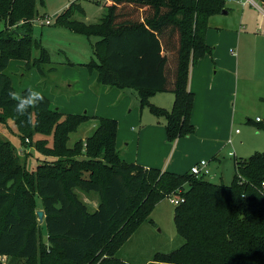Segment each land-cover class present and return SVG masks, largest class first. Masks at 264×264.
Masks as SVG:
<instances>
[{"label":"trees","instance_id":"trees-1","mask_svg":"<svg viewBox=\"0 0 264 264\" xmlns=\"http://www.w3.org/2000/svg\"><path fill=\"white\" fill-rule=\"evenodd\" d=\"M37 1L0 0L5 23L0 31V114L15 111L8 93L16 90L6 73L12 60L42 75L47 74L44 64H54L42 39L33 36ZM227 1L108 0L96 24L71 20L69 11L58 22L89 38L96 59L88 66L105 86L137 91L144 106L156 93L174 94L171 111L150 107L166 118L168 139L175 141L196 132L190 70L212 53L209 21L229 10ZM44 98V104L30 110V122L23 116L17 124L31 136L52 135L51 153L43 155L52 159L31 170L11 141L0 136V257L9 258L7 264H129L116 256L117 250L172 194L184 198L176 205L174 220L186 242L170 253H158L150 264H264V153L234 155L230 185L191 172L146 167L121 155L115 119L94 117L92 133L70 147V135L92 117L64 114ZM78 190L99 194L95 211ZM40 209L45 212L42 223Z\"/></svg>","mask_w":264,"mask_h":264},{"label":"rangeland","instance_id":"rangeland-1","mask_svg":"<svg viewBox=\"0 0 264 264\" xmlns=\"http://www.w3.org/2000/svg\"><path fill=\"white\" fill-rule=\"evenodd\" d=\"M107 1L38 0L39 16L34 21L33 36L42 39L54 64H44L47 74L42 75L37 69L24 68V62L12 60L6 73L12 78L16 92L23 94L25 89L34 88L50 99L53 108L64 114H88L92 117L70 135V147H74L78 140H85L92 133L94 117L115 119L119 128L117 148L127 162L185 174L190 172L191 164L204 159L210 162L214 171L207 176L210 182L232 184L235 176V154L238 158H247L255 153H264V40L257 29L248 27L247 30L229 34L224 32L229 41L221 47L218 43V46L213 44L219 42L218 40L209 38L207 42L212 47V53L209 54L211 70L204 78L213 79L216 76V79L222 81L223 90L218 91L219 86H216L213 91L212 87L206 85L204 92L196 94L195 106L197 111L200 109V115L197 118L198 123L194 122L195 134L169 141L166 118L153 113L150 103L171 111L174 94L156 93L150 98V103L144 106L137 91L105 86L100 81L98 72L91 71L88 66L96 59L89 38L61 27L58 22V16L69 11L71 20L96 24L106 12ZM70 4L73 5L70 7ZM251 11L255 15L256 12L249 10ZM45 19H51L52 23L44 24ZM260 25L264 27V18ZM4 28L5 23L0 19V31ZM212 31H215L217 37L223 35L218 29ZM232 35L237 42L231 41ZM240 36L242 44L238 46L241 48L237 46ZM224 46L226 51L222 49ZM232 50L237 53L236 56L231 54ZM37 53L34 52L35 55ZM219 53L221 61L217 58ZM232 63L236 66L235 71ZM54 66L56 70H51ZM209 98L213 99L214 104L211 109H206L204 105ZM204 113L212 114L214 123L219 122L218 125L209 124L208 118L203 116ZM0 116L1 138L11 141L29 169H36L41 161L52 159L43 156L51 153L48 148L54 145L52 135L34 133L31 136L30 130L20 129L17 117L20 119L21 116L15 111H1ZM232 152L234 155L230 154ZM78 192L89 210L95 211L100 202L99 194L80 190ZM174 198L178 196L172 194L161 200L144 217L134 234L119 247L117 257L129 264H150L158 253H170L185 244L186 241L178 233L174 220L177 207ZM36 203L38 207L42 205L40 196L36 198ZM41 231L45 240L46 226H41ZM8 260L9 258L0 257L2 264H7Z\"/></svg>","mask_w":264,"mask_h":264},{"label":"crops","instance_id":"crops-1","mask_svg":"<svg viewBox=\"0 0 264 264\" xmlns=\"http://www.w3.org/2000/svg\"><path fill=\"white\" fill-rule=\"evenodd\" d=\"M256 1L260 2V0H256ZM251 6H253L255 9L251 8ZM227 7L229 9L227 13L217 14V15L210 18L209 29L207 32V41L211 37L213 41H215V40L219 41L216 43L213 42V44H215L216 46H218V44H220V47H221L222 45L227 43V41H229V39L226 37L227 34L224 32H227L229 34V32H236L239 30H241V31L247 30L248 27L256 28L258 34H260V36L264 40V35L262 34L264 27H262L260 25L261 19H263L264 16H263V14L261 15V12L252 3L244 5L243 0H234L233 2L228 1ZM249 10L255 11L256 12L255 15L252 14V11L249 12ZM215 29H218L219 31H221V34H223V35H221L220 37H217L214 33L215 31H212ZM222 30H224V31H222ZM210 33H211V35H210ZM224 34H226V35H224ZM231 41L237 42L234 35L231 36ZM238 44H242L241 36L238 39L237 46H238ZM238 47L241 48V46H238ZM222 49L224 51H226V46L222 47ZM221 53L226 54V52H221ZM221 53H219L217 56L218 60H220V61H221V56H220ZM231 54L233 56L237 55V53L234 50H232ZM262 55H263V59H264V50H262ZM210 65H211L210 56H209V54H207L206 56L201 58L197 64H195L191 67L190 78H189V88L191 91H193L195 93V96H196V94L198 95V94L204 92L206 90V85L209 88L212 87L213 91L215 90L216 86H219V87H217L218 91L222 92V90H223V88H222L223 83L221 80L216 79V76H214L213 79H205L204 78V76H206V74L210 73V70H211ZM232 69H234V71L236 69V66L233 63H232ZM217 71H219V70H217ZM232 93L233 92H231V94ZM172 99H173L172 101H175L174 95H172ZM213 104H214L213 99L209 98L206 102V105H204V108L211 109ZM195 105H196V103L194 104L192 119H193V122H195L197 124L198 123L197 118L200 115V112H199L200 109L198 108L199 111H197ZM202 106H203V104L201 105V107ZM203 116L205 118H208V120L210 122L209 124L218 125L219 122L214 123V117L212 114H210V113L205 114L204 113ZM206 135L209 136L208 133ZM173 162H174V160H173ZM198 162L199 161H196L195 163L191 164V166L189 168L190 172H191L192 166ZM144 166H146V165H144ZM166 167H168V165H166ZM209 168H210L211 172L213 173L214 171L210 167V162H209Z\"/></svg>","mask_w":264,"mask_h":264},{"label":"clouds","instance_id":"clouds-1","mask_svg":"<svg viewBox=\"0 0 264 264\" xmlns=\"http://www.w3.org/2000/svg\"><path fill=\"white\" fill-rule=\"evenodd\" d=\"M9 98L14 101V110L18 116H28L30 122V110L45 103V98L40 90L28 88L24 94H18L10 90Z\"/></svg>","mask_w":264,"mask_h":264},{"label":"built area","instance_id":"built-area-1","mask_svg":"<svg viewBox=\"0 0 264 264\" xmlns=\"http://www.w3.org/2000/svg\"><path fill=\"white\" fill-rule=\"evenodd\" d=\"M228 1H231V0H228ZM249 3H252L264 16V0H260V2H257L256 0H243L244 5H247ZM44 23L50 24L51 19H45ZM262 34L264 35V29L262 31ZM260 120H261L260 118H257V121H260ZM230 154L234 155L233 152ZM191 173L196 175L197 177L209 176L211 174V170L209 168V162L207 160L199 161L198 163L192 166ZM262 186L264 188V182L262 183ZM173 201L176 205H178L184 201V198H174Z\"/></svg>","mask_w":264,"mask_h":264},{"label":"water","instance_id":"water-1","mask_svg":"<svg viewBox=\"0 0 264 264\" xmlns=\"http://www.w3.org/2000/svg\"><path fill=\"white\" fill-rule=\"evenodd\" d=\"M227 10H224L223 13H227ZM38 217H39V221L42 223L45 220V212L44 210L40 209L37 211Z\"/></svg>","mask_w":264,"mask_h":264}]
</instances>
